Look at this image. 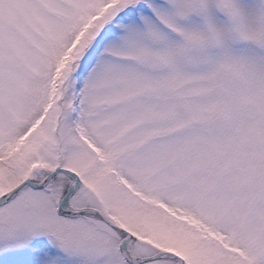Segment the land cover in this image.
<instances>
[{"label":"snow or ice","instance_id":"obj_1","mask_svg":"<svg viewBox=\"0 0 264 264\" xmlns=\"http://www.w3.org/2000/svg\"><path fill=\"white\" fill-rule=\"evenodd\" d=\"M0 264H264V0H0Z\"/></svg>","mask_w":264,"mask_h":264}]
</instances>
